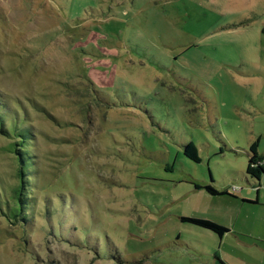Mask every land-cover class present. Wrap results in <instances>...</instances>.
<instances>
[{"label":"rangeland","instance_id":"1","mask_svg":"<svg viewBox=\"0 0 264 264\" xmlns=\"http://www.w3.org/2000/svg\"><path fill=\"white\" fill-rule=\"evenodd\" d=\"M0 123V264H217L180 219L264 200V0H0Z\"/></svg>","mask_w":264,"mask_h":264},{"label":"crops","instance_id":"2","mask_svg":"<svg viewBox=\"0 0 264 264\" xmlns=\"http://www.w3.org/2000/svg\"><path fill=\"white\" fill-rule=\"evenodd\" d=\"M258 157L263 162L259 154ZM258 183L259 188L264 187L263 178ZM252 188L255 189V185ZM223 191L221 195H224ZM259 202L245 198L241 207L230 215L231 226H223L228 230L218 237V252L213 255L217 264H264V211L260 209L264 208V200Z\"/></svg>","mask_w":264,"mask_h":264},{"label":"trees","instance_id":"3","mask_svg":"<svg viewBox=\"0 0 264 264\" xmlns=\"http://www.w3.org/2000/svg\"><path fill=\"white\" fill-rule=\"evenodd\" d=\"M0 134L3 136H8L10 134V131L7 129L2 128V124L0 123ZM16 138L18 140L17 143L12 144V153L15 155L17 164H18V170H17V178H18V185L15 190L14 194V208L10 211L11 219L14 221H25L23 218L24 213V205L26 202V199L23 198L24 192H26L28 188L27 184V169L30 168V160L28 159L27 155L24 152V147L23 144L28 141V137L25 133V131H20L17 133ZM258 145H259V140L257 139L254 141L250 147H249V153H248V164L246 168V175L249 176L250 178L255 180V188L256 191L259 188V180L261 178L264 179V166L263 162L259 160L257 151H258ZM184 154L192 161H197V155H196V150L195 148L191 145L188 144L184 147ZM204 190L211 196H218L220 195L219 192L216 190L212 189L210 186L204 187ZM180 221L182 223H188L191 225H194L199 228H203L205 230H208L212 232L213 234L217 235L218 237H222L227 230L213 224L211 222L205 221V220H198V219H188V218H181Z\"/></svg>","mask_w":264,"mask_h":264}]
</instances>
